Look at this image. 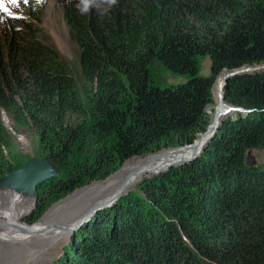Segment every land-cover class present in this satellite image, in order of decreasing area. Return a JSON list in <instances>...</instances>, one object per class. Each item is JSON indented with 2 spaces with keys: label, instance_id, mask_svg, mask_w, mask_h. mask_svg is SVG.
<instances>
[{
  "label": "trees",
  "instance_id": "trees-1",
  "mask_svg": "<svg viewBox=\"0 0 264 264\" xmlns=\"http://www.w3.org/2000/svg\"><path fill=\"white\" fill-rule=\"evenodd\" d=\"M57 3L79 49L84 94L37 8L0 13V183L30 159L17 153L2 112L16 131L36 132L37 157L59 173L38 187L30 223L89 182L107 184L152 158L129 157L192 144L209 124L207 106H222L216 77L264 63V0ZM202 56L208 78L197 75ZM166 70L189 80L162 88ZM224 98L252 112L224 122L193 162L99 212L56 264H264V171L246 158L264 148V73L230 79Z\"/></svg>",
  "mask_w": 264,
  "mask_h": 264
},
{
  "label": "rangeland",
  "instance_id": "rangeland-1",
  "mask_svg": "<svg viewBox=\"0 0 264 264\" xmlns=\"http://www.w3.org/2000/svg\"><path fill=\"white\" fill-rule=\"evenodd\" d=\"M18 3H25V4L19 7V5H17ZM13 6L19 7V9L25 11V13L32 11L30 9L31 6L37 8L33 11L35 12V15L39 16V18L41 19L42 22L41 27L44 28V30L49 34L53 47L58 52V56L61 63L68 70L69 74L75 79L79 87L80 93L84 94L85 87L80 72L79 49L75 44V42L70 38V34L68 32V26L66 25L63 12L61 11L59 4L57 3V0H16L15 3H11L10 0H4V7L0 9V13L3 14L7 8L13 11L14 9ZM164 75H165L164 77L165 82L163 85H161L162 88L179 86L187 83L189 80V76L187 75H180L177 73L170 72L168 70L164 72ZM197 75L201 78H208L211 75L210 59L208 56H202L199 58V69ZM219 76L220 75H218L216 78L218 79ZM239 76H245V75H239ZM216 81L214 80L215 83H213V85L216 84ZM213 90L214 89H211V95ZM212 101L213 103L207 106L206 111L208 112L210 117H213V119L216 120L217 116H220V111H219L220 106L214 107V100ZM236 114L228 116V118L225 119L224 122L233 121ZM240 115H243L242 117L244 118L247 116L246 114H240ZM220 118H218V120ZM1 120L4 126L9 131L10 135L14 138V143L16 146L17 153L20 156H23L25 160L32 157L38 158L37 150L39 144H38V136L36 132L32 129L29 130L25 128H21L18 131H16L13 128V122L11 118L8 115H6L4 112L1 113ZM203 151H200L198 155L193 159H191L190 161H188L187 164L196 160L203 153ZM161 152L162 151H159L158 153H154L150 155L132 156L126 159L124 163L132 159H139L142 157L143 158L153 157L155 155L160 154ZM180 153L182 152H178L174 154L173 152L166 151L161 155L169 156L170 158L172 157L175 158H172L169 161H163L162 163L154 162L156 158L150 160L146 164V168H143L140 171V173L132 180V182L128 183L125 187H123L124 185L116 184L115 187L117 188L123 187L120 190V192H124L118 201L128 196L130 192H134L136 189H138L142 182L160 176L165 172H167L172 167H179V165H175L162 171V169L168 163L176 159L178 155H182ZM246 158L249 164L259 166L264 171V148L260 150L257 149V150L248 151L246 153ZM123 165L119 169H121ZM134 169L135 168L119 173L118 175L113 177L107 184L104 185L94 184L88 186L91 183L98 181L89 182L84 187L77 189L69 196L63 198L65 200L61 204H64V202L65 201L67 202V200L69 201V199L75 196L74 195L75 193L79 192V194L76 195L79 196L77 197L76 204L68 213L70 216L68 217V215L66 214L68 218L65 217L66 215L65 216L59 215L56 217V219L52 218L47 228L44 229L41 233H38V236L33 240L22 239L21 236L22 233L24 231L34 229V227L39 223L41 226L46 220L44 217L46 216L48 217L49 216L48 214H50L51 211L58 212L62 206L61 204L58 205L59 207L57 206L54 209L52 208L56 204L61 202L63 199L53 204L43 215V217L39 219V221L41 220L40 222L36 221L34 223H30L31 220H29V218L34 208L29 212L28 215L26 214L31 208L32 202L16 195L13 192L0 191V226L2 227L0 230V260H1L0 264H4L5 261L12 254H16L18 256H22V255L25 256V258L24 256H22L21 259L19 260L16 259L15 262H13L12 264H56L57 262H59V259L63 255L64 248L65 251L70 250V245L74 241V234L76 233V231H78L81 227L87 225L84 224L78 227L81 223L80 221L83 220L84 216L87 213H89L94 206L101 204L105 201H108L109 199L112 198L105 196L100 197L98 196V194L101 193L104 187L108 185L111 181L117 179L123 173L130 172ZM117 171H115L113 175ZM96 190L98 191V194H95ZM118 201H116L115 204H113L108 208H104L96 211L94 217L101 211L111 209L117 204ZM76 227L77 229H75V231L72 232L71 229ZM36 232L37 230L34 233L31 232V235L35 236ZM18 241L24 244L23 248L20 247L19 250H17V247L14 249V244ZM6 264H11V263H9L8 261V263Z\"/></svg>",
  "mask_w": 264,
  "mask_h": 264
},
{
  "label": "water",
  "instance_id": "water-1",
  "mask_svg": "<svg viewBox=\"0 0 264 264\" xmlns=\"http://www.w3.org/2000/svg\"><path fill=\"white\" fill-rule=\"evenodd\" d=\"M261 73H264V63L258 66L251 65V66L241 67L238 69L223 70L219 74L224 84L222 106L219 107L220 116H217L215 123H213V120H211L210 117L209 124L206 130L204 131V133L201 134V137L195 139L194 142L190 145L182 146V147L193 146L190 152L186 156L180 157V159H176L175 161H173V163L167 164L162 169V171L175 165H179V166L185 165L187 164L188 161L196 157L200 151L206 149L207 146L211 143V141L215 137L217 131L224 123V120L227 119L228 116L236 113L238 114L251 113L252 112L251 110H245L243 108L236 107L226 103L224 98L225 87L227 86L228 81L236 76L251 75V74L256 75ZM218 118H220V120H218ZM182 147L171 148V149H179ZM171 149H166L163 151H167ZM58 175L59 173L57 169L54 167V165L51 163L49 159L47 158L39 159L32 157L26 163H24L20 168L5 173L2 177L3 180L0 183V189H8L31 199L32 200L31 210H32L33 208H35V204L38 198V190H37L38 187L42 185L44 182L56 178ZM123 193L124 192L119 191L115 196H113L110 200H108L111 201L109 204H106L103 207H95L94 209H92L91 213L88 215L87 218L84 219L81 225L85 223L88 224L91 217L93 218L94 215L96 214V211L100 209L108 208L113 204H115V202L123 195Z\"/></svg>",
  "mask_w": 264,
  "mask_h": 264
},
{
  "label": "bare ground",
  "instance_id": "bare-ground-1",
  "mask_svg": "<svg viewBox=\"0 0 264 264\" xmlns=\"http://www.w3.org/2000/svg\"><path fill=\"white\" fill-rule=\"evenodd\" d=\"M251 75H255V74H251ZM220 77V76H219ZM218 77V78H219ZM214 87H215V84L213 85V89H214ZM216 121V120H215ZM215 123V122H214ZM199 137H201V135L199 136ZM192 147L193 146H189V147H182V148H179V149H171L170 151H175V153L174 154H176V153H178V152H182V153H180V154H182V155H178L177 157H176V159H180V157H183V156H186L189 152H190V150L192 149ZM156 158V159H155ZM172 158H175V157H172ZM172 158H170L169 156H162L161 154H158V155H155V156H153L152 158H150V159H148L147 161H145L144 163H142V164H140V165H138V166H136V167H134L135 169L134 170H132V171H130V172H126V173H123L121 176H119L117 179H114L113 181H111L108 185H106L105 187H104V189H103V191L101 192V193H99L98 194V191L96 190V193L95 194H98V196H105V197H113L115 194H117L123 187H125L128 183H130V182H132V180L140 173V171L143 169V168H146V164L150 161V160H153V159H155V161L154 162H158V163H162L163 161H169V160H171ZM176 159H174L173 161H175ZM173 161H171L170 163H173ZM169 164V163H168ZM124 172V171H123ZM122 173V172H121ZM111 177V176H110ZM109 177V178H110ZM116 184H118V185H124L122 188H117V187H115V185ZM117 185V186H118ZM0 191H3V192H6V191H9V192H13V193H15L16 195H18V196H20V197H22V198H24V199H26V200H28V201H31L32 202V200L31 199H29V198H27V197H25V196H22V195H20V194H18L17 192H14V191H11V190H8V189H0ZM127 193V192H126ZM79 194V192L78 193H75L74 195L76 196V195H78ZM94 195V194H93ZM73 196V198H71V199H69V201L67 200V202L65 203L64 202V204H61L62 206H61V208H60V210L58 211V212H53V211H51L50 212V214H48L49 216L46 218V217H44L45 219V222L40 226V223L38 224V225H36L35 227H34V229H31V230H27V231H24L23 233H22V239H25V240H28V239H34V238H36L37 236H38V233H41L44 229H46L47 228V226H48V224L50 223V221L52 220V218L53 219H56V217L57 216H65L66 214L68 215V217L70 216L68 213L71 211V209L74 207V205L76 204V200H77V197H79V196ZM121 198V197H120ZM119 198V199H120ZM67 199V198H66ZM118 199V200H119ZM65 200V199H64ZM110 200V199H109ZM117 200V201H118ZM63 201V200H62ZM111 201H105V202H103V203H101V204H98V205H96V206H94L92 209H94L95 207H103L104 205H106V204H109ZM60 203V202H59ZM57 205V204H56ZM59 207V206H58ZM31 208H32V206H31ZM31 208L29 209V211L27 212V214L30 212V210H31ZM92 209L90 210V212L89 213H87L85 216H84V218H83V220H81L80 222V225L82 224V222L84 221V219L85 218H87L88 217V215L91 213V211H92ZM53 212V213H52ZM26 214V215H27ZM67 215L65 216V217H67ZM67 217V218H68ZM93 220V218L91 217V219H90V221H92ZM89 221V222H90ZM86 224V223H85ZM79 225V226H80ZM84 225V224H83ZM78 226V227H79ZM77 228V227H76ZM76 228H73V229H71V231L73 232ZM37 230V232L35 233V236H32L31 235V232L32 233H34L35 231ZM23 246H24V244H22L20 241H18V242H16L15 244H14V249L17 247V250H19V248L20 247H22L23 248ZM6 253H8V252H6ZM9 255V254H8ZM22 256H24V255H22ZM22 256H18V255H16V254H12L6 261H5V263L4 264H6V263H8V261H9V263H13V262H15V260L16 259H21V257ZM24 258H25V256H24ZM1 261V260H0Z\"/></svg>",
  "mask_w": 264,
  "mask_h": 264
},
{
  "label": "clouds",
  "instance_id": "clouds-1",
  "mask_svg": "<svg viewBox=\"0 0 264 264\" xmlns=\"http://www.w3.org/2000/svg\"><path fill=\"white\" fill-rule=\"evenodd\" d=\"M106 2L109 5H114L116 3V0H106ZM81 3L85 6L84 10H87V5L89 3V0H81ZM17 5H19V7H20L23 4L22 3H18ZM21 11H23V10H21Z\"/></svg>",
  "mask_w": 264,
  "mask_h": 264
},
{
  "label": "snow or ice",
  "instance_id": "snow-or-ice-1",
  "mask_svg": "<svg viewBox=\"0 0 264 264\" xmlns=\"http://www.w3.org/2000/svg\"><path fill=\"white\" fill-rule=\"evenodd\" d=\"M11 3H15L16 0H10ZM4 7V0H0V9Z\"/></svg>",
  "mask_w": 264,
  "mask_h": 264
}]
</instances>
